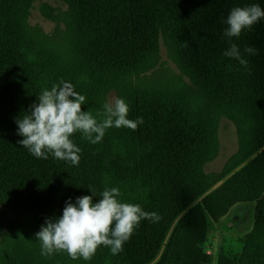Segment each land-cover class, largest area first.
Returning <instances> with one entry per match:
<instances>
[{
    "label": "trees",
    "instance_id": "1",
    "mask_svg": "<svg viewBox=\"0 0 264 264\" xmlns=\"http://www.w3.org/2000/svg\"><path fill=\"white\" fill-rule=\"evenodd\" d=\"M33 1L0 0V203L16 205L29 221L41 226L46 217L62 216L70 198L75 203L77 197L91 195L92 189L96 202L108 185L104 155L83 141L79 132L70 137L81 149L78 165L51 154L47 159L37 158L18 143L23 137L17 135L16 120L27 115L42 91L31 79L32 65L19 42L21 34L6 31L3 24L7 27V19L17 11L25 18ZM64 1L75 21L72 30L81 62L106 90H119L155 66L163 41L193 100L236 122L250 153L264 147V19L239 38L224 36L225 21L233 8L258 4L264 9V0ZM233 43L248 61L247 67L224 55ZM245 47L256 49L257 54L244 53ZM184 76L191 84L183 81ZM180 98L137 99L128 104L127 118H142L143 123L136 130L121 127L127 138L150 151L143 159L145 165L134 174L136 180L152 183L148 200L130 203L156 212L161 219H142L118 255L101 245L93 259L68 256L67 264H105V258L111 264H150L178 218L154 264H207V254L200 246L207 227L205 213L198 204L189 207L224 174L204 170L212 155L200 131L202 122L188 97ZM209 142L215 144L213 139ZM234 184L225 182L204 198V210L214 219L235 200ZM262 205L253 246L238 258L221 255L218 264H264Z\"/></svg>",
    "mask_w": 264,
    "mask_h": 264
},
{
    "label": "rangeland",
    "instance_id": "2",
    "mask_svg": "<svg viewBox=\"0 0 264 264\" xmlns=\"http://www.w3.org/2000/svg\"><path fill=\"white\" fill-rule=\"evenodd\" d=\"M11 16L7 19V27L3 24V28L21 34L19 42L31 62L32 81L41 91L51 89L61 82L70 83L74 91L86 98L81 106L82 111L91 112L98 122L104 118L103 105L117 97L124 99L127 105L137 99L170 98L180 101V97H188L189 103L195 107L197 120L202 122L200 131L207 138L205 147L212 155L204 170L224 174L220 181L189 207L198 204L205 213L207 227L205 239L200 246L207 254V264H218L221 255L238 258L246 248L253 246L254 230L264 203V173L261 174L264 170L259 171L260 167H264V161L260 159L264 157V147L250 153L236 122L217 111L198 105L197 99L193 100L186 85L183 86L179 78L180 70L163 41L155 66L119 90H106V86L98 81V76L88 71L81 62L72 30L75 21L64 0H35L25 18L21 17L19 11ZM182 79L191 84L187 76ZM98 112L101 115L98 116ZM80 135L83 141L104 155L106 184L108 188H119L121 195L117 199L120 202L130 203L139 198L148 200L146 195L152 183L146 179V184L144 180H136L134 177L135 169L145 165L143 159L149 155L148 148L127 138L121 127L107 129L101 142L96 144ZM210 139L215 144L209 142ZM244 156L245 160L238 164L237 159ZM228 181L235 183L237 196L226 211L214 219L204 210L203 200L211 191ZM178 219L165 237L159 255L150 264L160 258ZM40 229L41 226L29 221V217L20 212L16 205L1 202L0 264H67L66 252H54L49 257L41 255V244L35 239ZM105 259L108 260L105 264H111L109 259Z\"/></svg>",
    "mask_w": 264,
    "mask_h": 264
},
{
    "label": "clouds",
    "instance_id": "3",
    "mask_svg": "<svg viewBox=\"0 0 264 264\" xmlns=\"http://www.w3.org/2000/svg\"><path fill=\"white\" fill-rule=\"evenodd\" d=\"M261 19H264V9L258 4L233 8L225 21L228 27L224 36L239 38ZM243 51L257 54L252 47H245ZM224 55L247 67L248 61L242 58L236 44H231ZM85 99L66 82L42 90L27 115L16 120L17 135L23 137L18 143L37 158L47 159L51 154L55 159L78 165L81 149L70 139L75 133H81L83 138L96 144L109 128L123 126L136 130L143 123L142 118L135 121L127 118L129 106L118 97L103 105L104 118L98 122L91 112L82 111ZM89 190L91 195L77 197L75 203L71 198L66 201L62 216L45 218V223L35 234L41 244L42 256L63 251L72 260L89 261L101 245L118 255L142 219L152 222L161 219L156 212H146L139 205L120 202L117 199L121 195L119 188H105L96 202L93 201L96 193Z\"/></svg>",
    "mask_w": 264,
    "mask_h": 264
}]
</instances>
